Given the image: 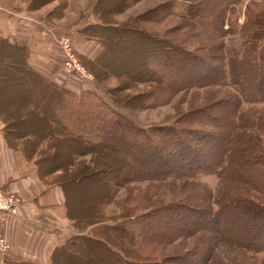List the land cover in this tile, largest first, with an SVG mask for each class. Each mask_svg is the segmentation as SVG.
<instances>
[{"label":"trees","instance_id":"1","mask_svg":"<svg viewBox=\"0 0 264 264\" xmlns=\"http://www.w3.org/2000/svg\"><path fill=\"white\" fill-rule=\"evenodd\" d=\"M200 1L189 0L186 13L178 15V18L184 25L207 24V29H203L204 32L199 30L198 33L193 34L194 36L185 38L182 43L189 45L192 39L193 42L202 40L207 43L206 48L212 52L218 51L221 47L220 58L216 59L219 73L205 75L199 81H185L176 77L178 73L184 74L188 69L177 70L180 67L175 69L173 64L169 66L174 69H171L172 71L166 68L155 70L149 67L153 74L148 82L154 87L150 97L144 101L149 100L151 104H157L169 98L174 90L185 88L206 85L231 88L233 93L229 95V101L223 100L220 104L218 103L220 118L217 121L208 117L207 114L198 120L191 118L186 121L189 124L204 126L212 123L219 129L222 140L217 139L219 145L208 164L198 163L197 159L192 158L193 155L189 150L194 148L195 153L196 146L186 139L187 131L183 129V126L178 124L156 126L149 132H143L142 129L133 126L121 112H114L97 96L89 92L74 96L65 88L48 81L28 67L27 50L23 44L18 42L10 44L7 40L0 39V47L21 51L24 77L38 89L39 96L41 94L43 97L47 88L52 91L41 99L42 104H40L31 101L15 89H7L5 86L7 83L2 84L0 81V108L3 111L0 115L3 123L10 126L4 131L9 147L20 150L27 160L39 155L40 158L34 161V164L41 179L46 180L51 174L49 170L56 167V162L52 164L50 162L49 166L47 162L41 163V159H53L58 155V151L63 156L59 164L76 169L74 172L71 168L72 173L67 174L70 177H61L59 181L54 180L53 183L62 188L66 213L72 219L76 234L55 248L51 264H57L55 260L58 252L68 255L66 259L70 262L69 264H93L96 260L99 264H111L109 261L111 258L114 259L113 264H167L169 262L170 264L177 262L205 264L204 259L192 262L188 258L184 259L183 254L177 256L165 254L167 247L177 243V240L196 237L206 241L207 256L212 251L213 243L221 241L229 246L254 253L264 251V242L262 244L261 240H258L264 229V202L263 199L258 198V196L264 197V138L252 132L258 122L246 125L240 116L244 104L264 105V3L255 4L258 7L255 12L250 10V6L247 7L243 24L238 31L233 30V33L238 35L241 49L227 52L223 42L215 43V38L222 37L225 33L222 27L226 9L242 0H202L201 5L198 6L197 2ZM172 3V1L167 3L166 7L168 8ZM198 9H201L199 13H197ZM168 13L175 16L172 12ZM209 28L212 32L206 33ZM187 45L174 46L173 56L170 54L171 50H167L162 55H157L156 60L160 57L166 60L172 58L171 62L178 61V64H181L188 57L193 63L199 57L190 51ZM10 59L16 61L14 58ZM19 60L20 57L17 61ZM123 77L127 78V75ZM9 93L12 97L7 99ZM88 96L94 99H87ZM47 97L51 98L47 101ZM12 99L14 103L9 110L6 106ZM113 102L122 108L127 107L114 98ZM43 104L49 105L47 113L44 111ZM144 105L148 104L145 102ZM67 109L75 110L78 115H69ZM78 109L80 110L77 111ZM19 121L29 125L26 133L13 135L11 131L7 132L9 128H13V125L20 123ZM96 123L100 126L96 129L92 128V124ZM128 130L134 131V134H130ZM259 130L263 131L262 125ZM198 131L190 134L191 140L196 137L198 139L206 137L202 134L203 132ZM213 137L216 135L211 138ZM58 144L61 147H58ZM147 147H149L148 150ZM138 148H143L141 150L146 152L138 156L141 159L132 160L129 157L130 152ZM73 149L78 150L80 155L74 153L76 150ZM88 150L89 152H86ZM106 151L112 154L117 151L122 155L126 154L124 156L127 161L124 166L125 172L119 180V185L122 187L134 181H163L169 178L183 179L184 184H187L190 179L197 178L198 174L205 173L217 176L218 194L212 197L209 206L203 203L196 204L201 215L200 213L195 215L196 212L189 213V209L184 206L161 204L160 208L151 205L141 211L126 212L114 218L97 219L92 214L87 216L89 221H79L73 218L70 211L71 203L65 183L67 179L72 183L78 182L80 176L77 173L88 167L84 161L76 160V158L87 155L94 159L100 152ZM176 152H178L176 159L189 166L179 167L177 160L171 161L173 153ZM125 179H129L128 182H123ZM112 194L113 190L107 194V197ZM199 197L202 199L201 196ZM92 216L95 217L92 218ZM108 236L117 243L109 241ZM158 252L162 254L158 255Z\"/></svg>","mask_w":264,"mask_h":264},{"label":"rangeland","instance_id":"2","mask_svg":"<svg viewBox=\"0 0 264 264\" xmlns=\"http://www.w3.org/2000/svg\"><path fill=\"white\" fill-rule=\"evenodd\" d=\"M171 1L173 3L168 9L166 4ZM201 1L197 2L198 6L201 5ZM187 2L189 0H0V37L20 40L22 42L20 43L19 41L18 43L20 44L24 42L28 43L33 53L30 59L33 66H44V56L48 50L52 54L53 68L62 67L64 70V56L60 41L64 37L70 38L76 56L91 76L89 79H86L70 73L75 80L85 81V84L89 83L94 89L91 92L93 96L95 95L100 98L114 112H121V114L131 121L133 126L142 129L143 132H149L156 126H170L172 124L183 126V129L188 132H186V139L193 142V146H196L195 153L193 152L194 148H190L189 150L193 155L192 158L194 160L197 159L198 163L208 164L213 159V153L217 145H219L217 139L219 141L222 140L219 129L213 126L212 123L204 126L189 124L186 121L191 118L198 120L199 118H203L204 114L217 121L220 118L218 103L220 104L223 100L229 101V95L233 93L231 88L214 85L185 88L174 90L169 98L163 100L164 102L161 101L162 103L151 104L149 100L144 101L150 97L154 87L152 83L148 82L151 80L150 77L153 74L149 67L155 70L166 68L172 71L174 69L169 66L173 64V67H176L175 69L178 66L180 67L177 70L185 71V69H188L184 74L178 73L176 77L185 81H199L205 75L212 73H214L213 75H217L219 73L218 61L216 59L220 58L221 47L218 51L212 52L208 50L209 48H206L207 43L202 40L193 42L192 39L189 45L185 44L190 51L199 57L193 63H191L192 60L188 57L181 64H178V61L174 62L176 63L174 64L170 61L172 58L166 60L160 57L156 60L157 55H162L167 50H171L170 54L173 56L174 46H185L182 43L185 38L194 36L199 30L204 32L203 29L208 26L207 24L199 26L197 24L184 25L182 23L178 15L186 13ZM262 3H264V0H242L232 6L230 5L225 11L222 27L225 33L222 37L215 38V43L223 42L227 52L241 49L238 35L237 33H233V30L238 31L243 24L247 14V7L250 6V10L255 12L258 9L255 4L260 5ZM200 11L201 9H198L197 13ZM168 12L174 13L176 17L169 15ZM88 14L111 24L106 29L89 28L83 36L79 35L78 30L87 23ZM45 22H49L50 24ZM45 27H48L46 28V33L52 30H62L57 33L53 31L55 35L53 36L52 34L53 39L50 38L48 41V45L51 47L47 46V42L40 35L39 30ZM71 32L87 41L88 39L95 38L104 40L107 46L95 64L89 62L85 58L87 56H82V50L74 42L75 36L73 39ZM208 32H212L210 28L206 31V33ZM51 39L52 43L50 42ZM87 44L94 45L92 43ZM95 47H98V44ZM19 57L20 60L17 61ZM10 58H14L16 61ZM21 60L22 53L20 50H7L0 47V81L2 84L7 83L5 85L7 89H15L31 101L42 104L41 99L47 96V94H51L52 91L47 88L45 89V95L41 97L40 94L39 96L38 89L30 80L24 77ZM123 75H127V78L123 77ZM235 75L238 76V74ZM83 87L88 88L87 86H82L81 88ZM109 92L112 94L109 95ZM7 97V99L11 98V93ZM51 97H47L46 100L48 101ZM113 98L127 107L122 108L118 106L113 102ZM87 99L93 100L94 98L88 96ZM145 102L148 105L145 106ZM13 103L14 99L7 103L9 110ZM43 106L45 113H47L49 105L43 104ZM67 113L71 116L78 115L75 110L70 109H67ZM240 116L246 125L258 122L257 127L255 126L252 132L258 133L264 138V105L244 104L241 108ZM23 122L21 121L16 126L13 125V128H9L7 132L11 131L13 135L26 133L29 125ZM98 124H92V128H98L100 126ZM261 125L263 131L259 130ZM8 127L10 126L5 125L4 131ZM196 130L203 132L202 134L208 138L204 136L202 139L196 137L191 140L190 134ZM128 132L134 134V131L128 130ZM214 135L216 137L212 139L211 137ZM59 145L58 147H61ZM181 148L186 149L185 147ZM141 149L143 148L131 150L129 157L132 160L141 159L138 156L142 152H146ZM146 149L148 150L149 147ZM86 152H89V150ZM74 153L80 155L78 150ZM176 154L178 155V152L173 153L171 161L177 160ZM125 155H122L118 151L114 154L106 151L100 152L94 159H91L92 157L87 155H81L79 158H76V160L84 161L88 167H85L80 172L77 171V174L80 176L78 182L72 183V181L70 182L67 179L65 183L73 218L79 219V221H89L90 219L87 216L92 214L97 219L114 218L126 212L141 211L151 205L158 208L162 205L184 206L189 209V213L196 212L195 215L198 213L201 215L200 209L196 204L203 203L209 206L212 197H216L218 194L217 176L205 173L198 174L197 178L190 179L187 184H184L183 179L169 178L163 181H134L122 187L119 185V180L125 172L124 166L127 162L124 157ZM61 156L62 154L58 151V155L53 159H41V163L47 162L49 164L51 162L52 164L56 162V167L49 170L51 174L48 175L46 180L45 178L41 179L39 176L41 181L53 184L54 180L59 181L61 177H70L67 174L72 173L70 170L72 171L73 167L60 165L59 160ZM38 158H40L39 155L32 157L31 160H26L34 163ZM177 164L179 167L189 166L182 163L181 160H177ZM73 171L75 172L76 169L74 168ZM128 180L125 179L123 182H128ZM220 188L222 189V186ZM112 190L113 194L107 197V194ZM98 198L100 199L98 200ZM258 198L263 199L264 202L263 196H258ZM110 200L113 201L110 202ZM179 211L181 212V210ZM95 216H92V218ZM67 217L70 225L73 227L72 219L69 216ZM261 232L264 234V229ZM263 234L258 238V240H261V243L264 242ZM108 239L111 242L117 243L111 236H108ZM211 248L212 251L207 256L206 241L196 237L194 239L177 240V243L167 247L165 254L171 256L183 254L182 257L184 259L188 258L192 262H199L204 259L205 264H264V251L254 253L243 248L229 246L222 241L214 242ZM63 254L62 252H58L55 260L57 264L70 263L66 259L68 255ZM161 254L162 252H158V255ZM109 261L111 264L114 263L113 258L109 259ZM93 264H99V262L96 260ZM167 264H170V262ZM176 264L181 263L177 262Z\"/></svg>","mask_w":264,"mask_h":264},{"label":"crops","instance_id":"3","mask_svg":"<svg viewBox=\"0 0 264 264\" xmlns=\"http://www.w3.org/2000/svg\"><path fill=\"white\" fill-rule=\"evenodd\" d=\"M87 17L88 21L85 26L78 30L79 35L83 36L89 28L106 29L111 24L89 14ZM45 23L50 24L49 22ZM46 28L48 27L39 30L40 35L47 42V46L51 47L48 45V41L50 38L53 39L51 36L53 31L57 33L62 30H52L46 33ZM52 29L54 28L52 27ZM72 35L73 39L74 36L76 39L74 42L82 50V56H87L85 58L95 64L107 46L104 40L95 38L87 41L74 33ZM0 39L7 40L10 44L20 41L8 37H0ZM86 42L94 45L91 46ZM20 43L22 42L20 41ZM96 44L98 47H95ZM23 46L27 50L28 67L48 81L65 88L74 96H80L82 92L91 93L94 91L89 83L85 84V81L75 80L73 75L62 67L53 68L52 54L48 50L44 56V66H33L30 61L33 55L31 48L26 42L23 43ZM82 86L88 88H81ZM0 112H2L1 108ZM4 126L0 118V190L17 194L21 202L15 215L1 221V228L9 244V249L3 254L0 253V264L17 262L51 264L55 248L76 234L75 228L70 225L67 217L62 188L41 181L35 164L32 161H27L20 150L9 147Z\"/></svg>","mask_w":264,"mask_h":264},{"label":"built area","instance_id":"4","mask_svg":"<svg viewBox=\"0 0 264 264\" xmlns=\"http://www.w3.org/2000/svg\"><path fill=\"white\" fill-rule=\"evenodd\" d=\"M63 51V67L71 74H75L78 77H84L89 79L91 76L81 65L78 57L76 56L70 38L64 37L60 41ZM21 199L14 193H6L0 190V253L3 254L9 249V244L6 241L3 230L1 228V221L9 216L17 213L18 206Z\"/></svg>","mask_w":264,"mask_h":264}]
</instances>
